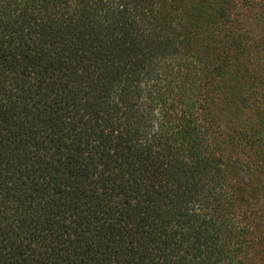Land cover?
<instances>
[{
    "label": "trees",
    "instance_id": "trees-1",
    "mask_svg": "<svg viewBox=\"0 0 264 264\" xmlns=\"http://www.w3.org/2000/svg\"><path fill=\"white\" fill-rule=\"evenodd\" d=\"M261 70L264 0H0V264H264Z\"/></svg>",
    "mask_w": 264,
    "mask_h": 264
},
{
    "label": "rangeland",
    "instance_id": "rangeland-1",
    "mask_svg": "<svg viewBox=\"0 0 264 264\" xmlns=\"http://www.w3.org/2000/svg\"><path fill=\"white\" fill-rule=\"evenodd\" d=\"M246 21L247 24L250 26L254 37H258L259 28L257 25L254 24V21H252V17H246ZM255 74L254 77L256 78V80L255 82H253V88L264 96V70L258 71Z\"/></svg>",
    "mask_w": 264,
    "mask_h": 264
}]
</instances>
